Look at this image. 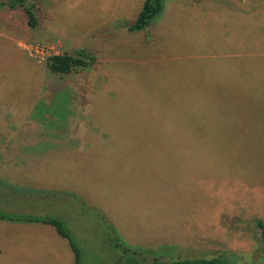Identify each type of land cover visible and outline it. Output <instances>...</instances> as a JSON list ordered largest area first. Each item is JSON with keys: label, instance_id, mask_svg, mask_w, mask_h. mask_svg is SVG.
Returning <instances> with one entry per match:
<instances>
[{"label": "rangeland", "instance_id": "rangeland-1", "mask_svg": "<svg viewBox=\"0 0 264 264\" xmlns=\"http://www.w3.org/2000/svg\"><path fill=\"white\" fill-rule=\"evenodd\" d=\"M145 1L39 0L35 30L0 9V207L62 219L82 264L124 263L115 235L163 260L264 264V0H164L130 32ZM81 51L96 63L62 81L69 112L40 107L44 58ZM52 115L63 148L26 159ZM0 264L74 253L51 226L0 220Z\"/></svg>", "mask_w": 264, "mask_h": 264}, {"label": "trees", "instance_id": "trees-1", "mask_svg": "<svg viewBox=\"0 0 264 264\" xmlns=\"http://www.w3.org/2000/svg\"><path fill=\"white\" fill-rule=\"evenodd\" d=\"M37 1L39 0H0V9H8L10 11H18L23 13V15L27 18V23L30 29L35 30L39 26V21L36 13L38 9V4L36 3ZM164 10V0H146L142 11L138 15L134 23H132V25H129L128 30L133 33H140L146 31L147 29L151 28L153 25L156 24V22L162 17ZM216 26V31H220L221 27L218 25ZM225 38L227 37L224 35V33L223 37L218 38V44L220 47H222V49L227 44V40ZM95 63L96 57L90 55L85 51H81L75 55L65 53L53 54L47 57L45 59V71L48 75V85H45V92L49 94V102L46 103L43 99H41L38 102L39 106L46 107L49 111L51 110V108H54V112L56 111V115L58 116L59 113H62V108H64L65 111L63 112L65 114L68 113L69 111H67L66 109H68V106L70 107L69 104L72 99L67 101V99H61L60 96L67 90H70L72 93V89L68 85L63 84L62 81H65L67 77L73 74L90 71L95 66ZM252 71L256 70L252 69ZM139 82L141 83L140 80ZM157 95L158 94L154 96L156 97ZM143 104H145V102H143L142 105ZM54 105H56V107ZM60 106H62L61 109ZM160 110H162V112L158 111L154 113L157 120H160V118L162 117L163 120L169 124H177V121L179 120L178 116L180 115L179 111H171L170 113H166L164 111V107ZM55 120L59 119L52 115L50 120H48L47 127L49 126V124H51L50 126H58L57 129L52 127L49 130L51 135L41 139L37 144H34V146L32 145V147L29 148L30 152H28L29 154L27 155L28 157L26 159H29L30 156L33 154V156H36L40 160V155L35 154L37 152L35 148H37L38 150L42 148V145L47 142L46 140L50 141L48 142L49 150L54 149L55 145H59V143L61 145V148H63V144H61V142H57L58 138L56 136L58 135V133L62 134L63 132H65L63 131V129H65V126L64 124L61 126L60 123L58 125H52V122L55 124L59 122ZM158 123L160 122H157V124ZM49 150H46V147H43L42 153L47 152ZM43 155L47 156L48 153H45ZM30 159L33 160L32 158ZM73 198L79 200L75 196ZM81 210H85L83 203H81ZM0 220L22 224H42L53 227L57 231L58 235L68 242L72 252L74 253V264H82L83 250L62 219L50 216H40L37 214H23L10 212L0 207ZM260 226L262 228V234L264 235V224L261 223ZM113 239V241H115L114 249L124 254V263L120 264H230V262L225 259L222 255L215 256L212 258L201 257L190 259L163 260L162 257H159L157 255H148L149 253L146 251L129 247L117 235H115Z\"/></svg>", "mask_w": 264, "mask_h": 264}, {"label": "built area", "instance_id": "built-area-1", "mask_svg": "<svg viewBox=\"0 0 264 264\" xmlns=\"http://www.w3.org/2000/svg\"><path fill=\"white\" fill-rule=\"evenodd\" d=\"M39 54H41V55H46V54H43V52L41 53V51H40V53ZM53 55V54H52ZM49 56H51L50 54H48V56H46L45 58H44V60L47 58V57H49Z\"/></svg>", "mask_w": 264, "mask_h": 264}, {"label": "crops", "instance_id": "crops-1", "mask_svg": "<svg viewBox=\"0 0 264 264\" xmlns=\"http://www.w3.org/2000/svg\"><path fill=\"white\" fill-rule=\"evenodd\" d=\"M166 8V7H165ZM165 11V10H164Z\"/></svg>", "mask_w": 264, "mask_h": 264}]
</instances>
